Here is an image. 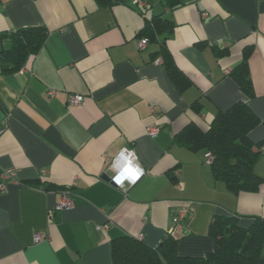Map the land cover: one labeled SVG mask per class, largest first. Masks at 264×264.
I'll return each mask as SVG.
<instances>
[{
	"label": "crops",
	"instance_id": "crops-1",
	"mask_svg": "<svg viewBox=\"0 0 264 264\" xmlns=\"http://www.w3.org/2000/svg\"><path fill=\"white\" fill-rule=\"evenodd\" d=\"M143 1L0 0V34L48 29L20 70L2 72L0 61V185L4 171H16L0 190V264H113L114 238L155 247L183 209L178 254L202 256L215 248L213 215H237L244 226L264 218V155L255 165L258 190L233 193L214 177L208 152L175 138L188 123L209 129L240 100L262 120L251 139L264 137V0H181L173 8ZM160 14L175 23L166 42L188 85L157 62L160 43L140 47L141 29ZM246 47L253 97L230 74ZM77 94L83 102L70 105ZM124 147L147 170L127 189L103 178ZM65 189L73 205L60 209ZM37 232L46 238L36 242Z\"/></svg>",
	"mask_w": 264,
	"mask_h": 264
},
{
	"label": "trees",
	"instance_id": "trees-1",
	"mask_svg": "<svg viewBox=\"0 0 264 264\" xmlns=\"http://www.w3.org/2000/svg\"><path fill=\"white\" fill-rule=\"evenodd\" d=\"M120 1L122 0H96L100 7H111ZM162 2L167 8H173L181 0ZM174 29V21L160 14L148 19L139 35L146 37L149 42L160 43V55L170 76L176 85H181L186 82L184 75L175 65L166 42ZM47 36L48 29L43 25L10 31L6 38L10 43L9 47L0 48L2 72L20 70L28 57L43 47ZM216 51L219 56L225 53L223 49L217 48ZM251 52L252 47H246L242 61L230 72L249 97L255 94L248 65ZM260 122L261 118L250 105L245 100H240L227 110L217 112L209 129L203 130L195 123H188L175 138L178 143L192 150L211 153L214 177L223 181L229 191H256L262 178L256 173L255 165L264 155V137L255 142L251 139L250 132ZM51 188V184L46 185V189ZM209 234L214 239L215 248L202 256L178 254L180 237L175 238L170 234L155 247L142 239L124 234L112 240L113 264H264L263 217L255 216L249 226H244L237 215L215 214L210 221Z\"/></svg>",
	"mask_w": 264,
	"mask_h": 264
},
{
	"label": "built area",
	"instance_id": "built-area-1",
	"mask_svg": "<svg viewBox=\"0 0 264 264\" xmlns=\"http://www.w3.org/2000/svg\"><path fill=\"white\" fill-rule=\"evenodd\" d=\"M134 3L137 4V5H142L144 3L143 0H134ZM209 13L207 12H204L203 15L205 17L208 16ZM148 39L146 37H143L141 40H140V47L142 49H145L147 44H148ZM164 60L163 58H158L157 59V62L159 63H162ZM54 91H50V94H53ZM84 100V96L83 95H71L70 98H69V103L70 105H77V104H80L82 103ZM159 132V128L158 127H150L149 128V134L151 136H156L157 133ZM126 149H128L130 152L134 153L135 157L137 158L134 163L136 165H139V167L142 169V175H140L139 179L136 180V182L134 184L132 183H129L127 180H125L124 184L123 185H117L114 181V177L117 175L119 169L115 167L116 165V162L119 161V153L120 151L111 159V165L110 167L112 168L113 170V174L111 175V181H113V183L120 187V188H123V189H127L129 186H132V185H135L137 182H139L140 179H142V177H144L146 174H147V170L146 168L141 164L140 160H139V157L136 153V151L133 149V148H128V147H124ZM127 154V153H126ZM207 158L208 160L211 162L213 156L211 155V153H207ZM121 165L123 164L122 161H120ZM48 173L47 170H42V175H46ZM2 177L4 179V181L1 183L0 185V190L3 192V191H6L7 189V182L8 181H14L16 180V171L12 168V169H7L6 171L3 172L2 174ZM73 203H72V198H71V192L70 190H63L62 191V197L60 199V201L58 202L57 204V208H60V209H64V208H70L72 207ZM185 213H186V209H183L181 210L175 217V224L174 226L169 230V233L170 235H172L173 237L175 238H179L181 236V230H182V219L184 218L185 216ZM46 238V233L44 232H37L35 235H34V239L36 242L38 241H41V240H44Z\"/></svg>",
	"mask_w": 264,
	"mask_h": 264
},
{
	"label": "clouds",
	"instance_id": "clouds-1",
	"mask_svg": "<svg viewBox=\"0 0 264 264\" xmlns=\"http://www.w3.org/2000/svg\"><path fill=\"white\" fill-rule=\"evenodd\" d=\"M127 153V154H126ZM119 161L116 162L115 167L119 169L114 181L117 185H123L125 180L134 184L136 180L142 175V169L136 165L134 161L137 159L134 153L126 148H122L119 153ZM120 161L123 162L121 165Z\"/></svg>",
	"mask_w": 264,
	"mask_h": 264
},
{
	"label": "water",
	"instance_id": "water-1",
	"mask_svg": "<svg viewBox=\"0 0 264 264\" xmlns=\"http://www.w3.org/2000/svg\"><path fill=\"white\" fill-rule=\"evenodd\" d=\"M8 33H1L0 34V41L7 38ZM103 178H105L106 180L110 181L111 183H113V181H111V177L109 175H104ZM114 184V183H113Z\"/></svg>",
	"mask_w": 264,
	"mask_h": 264
}]
</instances>
